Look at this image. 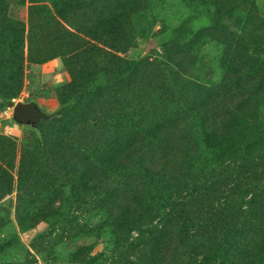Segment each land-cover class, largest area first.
<instances>
[{"label":"trees","instance_id":"1","mask_svg":"<svg viewBox=\"0 0 264 264\" xmlns=\"http://www.w3.org/2000/svg\"><path fill=\"white\" fill-rule=\"evenodd\" d=\"M184 1L208 16L207 24L193 33L191 44L217 45L215 66L219 79L193 82L198 94L190 104L194 119L186 124L181 115L174 114L108 133L102 131L106 135L94 161L81 156L67 140L49 142L42 138L37 146L21 150L16 183L38 187L40 178H33V173L42 158L54 172L69 174L72 196L101 189L97 208L106 231L115 239L125 235L126 239L131 231L137 236L147 233L146 250L137 264H165L179 238L185 245H192L193 251H204L200 259L224 257L229 264H264V66L251 69L245 57L247 40L262 27L261 16L254 0ZM29 2L25 27L7 16L0 0L5 99L13 96L20 85L24 37L29 60L61 57L70 79L56 89V94L63 105L75 111L84 102L99 106L103 113L110 111L122 102L128 90H145L152 78H159L160 69L153 62L126 59L118 52L130 47L136 36L167 28L164 0ZM149 9L154 10L153 15H149ZM225 18H230L236 28L224 25ZM45 119L49 118L42 117L40 121ZM15 150V139L0 134V197L14 185L8 169ZM243 150L248 158L257 155L262 169L257 177L250 174L249 186L238 184L237 189L243 191L239 200L249 192L243 204H238L237 209L230 205L221 208L226 207L228 196L221 198L214 189L211 198H203L209 215L199 210L193 215L186 212L190 216L184 220L185 227L193 225L192 232L183 230L179 219L173 218L174 223L166 220L175 207L183 180ZM128 167L134 170L132 177L124 175L120 184L102 186L108 170ZM207 186L203 195L211 190V185ZM214 198L222 199V203L213 205ZM57 210L53 201L31 214L19 210L18 205L17 227L28 229L49 221ZM225 211L227 214L220 218ZM1 241L2 252L8 247L23 248L22 252L29 255L24 256L25 263L34 261L14 226L5 230ZM124 243L128 244L127 240ZM87 253L88 247L80 245L69 258L82 261ZM57 254L55 251L46 264H57Z\"/></svg>","mask_w":264,"mask_h":264},{"label":"rangeland","instance_id":"2","mask_svg":"<svg viewBox=\"0 0 264 264\" xmlns=\"http://www.w3.org/2000/svg\"><path fill=\"white\" fill-rule=\"evenodd\" d=\"M254 1L261 16L262 27L245 45V57L251 69L264 66V0ZM2 2L5 4L7 16L26 27L29 0ZM164 4L167 28L146 36H136L130 47L118 52L126 59L153 62L160 69L159 78H152L145 90L139 92L128 90L120 104L104 113L99 106L85 102L80 103L78 111L63 105L57 97L56 89L69 81L68 69L60 56H52L40 62L29 60L25 37L20 65V85L13 96L5 99L2 96L4 84L1 77L5 68L4 54L0 48V134L11 136L16 141L12 165L10 163L11 167L8 169L14 185L9 193L0 197V264H27L24 256L29 258V255L22 252L23 248L21 250L17 247H8L2 252V234L13 226L17 229L23 245L33 254L34 261L30 264H46L54 256L55 251L58 252L57 264L139 262L146 250L147 233L137 236L136 232L131 231L126 239H124L126 235L115 239L106 231L101 224L100 209L97 208V201L102 194L101 189L72 196L69 189V174L62 170L54 172L42 158L39 167L33 173V178H40L38 187H32L28 182L18 186L16 180L21 150L37 146L42 138L49 142L67 140L75 145L81 156L94 161L100 142L110 131L123 126L133 127L142 122L163 120L174 114L181 115L186 124L194 119L195 113L190 110V104L198 94L193 82L201 81L203 78L219 79L215 66L217 45L213 42H206L198 47L191 44L193 33L207 24L208 16L202 13L203 10L184 0H164ZM153 12L154 10L149 9V15H153ZM222 23L229 29L236 28L230 18H225ZM7 100L11 102L35 100L46 112L54 114L49 119L40 121L37 131L12 120L11 106H7ZM102 131L106 132L105 135ZM244 150L234 158L225 159L222 163L214 164L205 171L183 180L175 207L166 220L174 223L173 218L179 219L183 230L192 232L195 227H192L193 225L185 227L184 220L186 221V218L193 215L196 210L205 216L209 215L210 209L204 207L207 201L203 198H211L214 189L216 195L220 194L221 198L228 196L226 207L221 205V208L230 205L237 209L238 204H243L249 192L239 200L243 191L237 189L238 184L249 186L250 174L257 177L262 171L259 169L260 159L257 155L248 158ZM124 175L132 177L133 168L108 170L102 186L120 184ZM208 184L211 185V190L208 189L207 195H203ZM231 187L235 188L232 192L229 191ZM214 200L213 205L222 203V199ZM52 201L58 206V212L49 221H41L28 229L17 227L18 205L19 210L23 209L31 214L39 206ZM226 212L220 213L219 217L227 214ZM182 228L179 229V234ZM126 240L128 244L124 243ZM185 243L180 238L175 241L165 264H218L220 260H223L220 264H229L224 257L200 259L205 252L200 249L193 251L192 245ZM80 245L88 247L84 259L75 261L69 258V254Z\"/></svg>","mask_w":264,"mask_h":264},{"label":"water","instance_id":"3","mask_svg":"<svg viewBox=\"0 0 264 264\" xmlns=\"http://www.w3.org/2000/svg\"><path fill=\"white\" fill-rule=\"evenodd\" d=\"M7 106H11L12 120L25 127H31L39 131V122L42 117L50 118L53 112H46L35 100L8 101Z\"/></svg>","mask_w":264,"mask_h":264}]
</instances>
